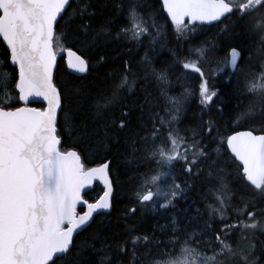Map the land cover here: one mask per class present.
Here are the masks:
<instances>
[{
    "label": "snow or ice",
    "instance_id": "1",
    "mask_svg": "<svg viewBox=\"0 0 264 264\" xmlns=\"http://www.w3.org/2000/svg\"><path fill=\"white\" fill-rule=\"evenodd\" d=\"M159 3L166 13L164 19L175 29L177 41L194 31L197 23H223L234 17L258 34L264 44V0ZM111 4V18H102L94 27L98 9L93 0H76L71 14L68 9L72 0H0V38L6 44L0 57V264H86L81 259L85 249L102 251L101 264H114L109 252L130 256L126 264H143L144 257L138 253L150 238L136 235L135 227L111 241L99 234L89 238L99 240L102 249L87 240L77 245L75 239L87 231L97 215L112 210L114 198L109 153L101 155L98 151L97 158L102 162L90 167L82 145L97 149L114 145L119 150L122 133L129 163L154 161L159 169L155 174L141 175L136 203L155 212L157 198H163L159 208L174 209V201L187 199L192 187L189 180L204 176L211 184L205 198L211 195L215 203L208 204L206 210L210 220L221 227L212 230V224L204 221L197 235L200 226L194 221L202 219L199 209L195 217L185 216L184 221L173 216L171 234L177 240L183 237V246L163 264H264V241L257 235H264V126L260 134L254 128L227 134L215 121L208 120L201 122L198 131L191 130L190 136L181 134L177 125L193 92L185 88L180 97L169 96L170 69L157 70L150 58L163 41L165 26L159 23V16L147 11L142 0H111ZM115 13L123 15L125 23L113 32ZM65 16L68 32L57 35ZM102 38L145 50L141 60L143 79L151 78L157 84L160 97L166 101L164 116L146 97L143 105H137L140 116L133 126V109L121 95L122 90L133 93L138 84L129 61H125L124 73L109 92L91 95L90 90L79 89L74 94L57 83L54 73L58 57L66 60L73 73L86 74L92 65L84 49L91 52ZM208 54L207 48L200 47L190 52V58L176 60L184 70L198 74L202 109L218 97L202 67ZM103 60L101 55L97 62ZM240 60L242 51L232 47L224 63L236 69ZM246 81V91L254 99L238 119L252 118L258 109L264 116V70L246 76ZM78 97L92 101V129L87 124L76 129V114L70 106ZM34 98L45 106L28 107ZM117 107L119 110H114ZM146 123L151 127H145ZM134 127L139 130L134 131ZM77 131L78 142L64 150L65 135L71 137ZM221 149L231 156L234 176L226 175L213 159V153L219 154ZM177 167L188 178L183 183L178 182ZM96 182L103 185L102 194L94 200L86 199ZM136 211L133 206L125 215Z\"/></svg>",
    "mask_w": 264,
    "mask_h": 264
},
{
    "label": "trees",
    "instance_id": "2",
    "mask_svg": "<svg viewBox=\"0 0 264 264\" xmlns=\"http://www.w3.org/2000/svg\"><path fill=\"white\" fill-rule=\"evenodd\" d=\"M118 2V0H117ZM94 6L98 9L97 21L98 25L102 18H111L112 4L111 0H93ZM143 6H146L147 11L153 16H159V23L165 26V35L161 44H158L150 53L152 65L157 70L162 68L170 69L169 80L171 81L168 87L169 96L180 97L185 88L193 92V95L187 100L181 114L180 122L177 127L181 134L191 135V130H199L202 121L213 120L227 134L239 129H259L264 126V116L261 115L258 109L252 118L238 119L242 112L246 111L249 103L254 97L246 91V73L251 75L259 73L262 69L258 66L257 60L262 58L264 52V44L261 43V37L254 34L248 29L244 22L237 21L234 17L230 20H224L223 23L216 22L213 24H197L194 31L186 33L185 37L177 41V36L174 27L170 21L164 19L166 16L162 12L159 0H142ZM76 7V0H72V8L68 9L71 14ZM99 10H102L99 11ZM68 21V16L60 22L57 30V35L68 32L64 27ZM125 23L123 15L115 13V22L113 24V32L118 30V26ZM225 25H228V30L225 31ZM76 25L73 24L72 27ZM71 41H69L70 43ZM205 47L208 49V57L202 61V67L206 74L208 85L211 89L218 92V97L207 108L202 109L199 104L198 87L200 79L197 73L184 70L182 66L176 63L177 58L183 60L190 58V52L196 48ZM232 47H237L242 51V60L235 71H231L229 66L224 63L229 58V52ZM6 46L0 38V57ZM131 49V50H130ZM85 54L90 57L92 68L86 74H75L69 72L64 59H58L55 78L59 85L70 88L73 93H77L79 89L90 90L91 95H98L110 91V87L114 82H119L124 73L125 61L131 64L132 73L136 74L135 78L138 81L137 87L133 93H127L122 90V97L126 104L133 109L132 124L137 125V117L140 116V110L137 105H143L145 98L152 100L155 110L161 116L165 115L164 107L166 101L160 97L158 86L151 78L143 79L144 69L141 65V60L144 56V49H137L132 45L126 44L124 41H115L111 38L100 39L97 41L94 49L89 52L84 49ZM174 53L176 55H174ZM103 56V62H97L99 56ZM262 55V56H261ZM254 58V61H253ZM264 61V57L262 59ZM242 67V69H241ZM243 74V75H242ZM133 77L130 76L129 79ZM39 105L40 103H35ZM71 110L75 113L76 129H82L84 124H87L89 129L95 127L92 124V101L83 97H78L72 104ZM118 111V107L114 109ZM145 127H151L150 123H146ZM134 127V131H138ZM66 133L69 131L65 130ZM145 133L141 132V135ZM124 134H121V146L119 150L114 145H109L107 148L97 149L90 144H83L84 155L87 156L88 165L102 162V158H97V152L101 155L107 152V159L110 160L112 168V179L114 181V198L113 208L109 213L97 215L87 231L82 232L77 236L76 243L81 245L84 241L89 244H94L96 249H102L99 240L89 239L96 234L106 237L109 241L114 240L116 235L127 233L128 229L135 227L136 235L148 236L150 242L147 245H141L138 255L144 257L143 264H160L168 258L169 255L178 254L183 246V237L179 240L172 233L171 219L175 216L178 220L184 221L185 216H196V211L199 209L202 219H196L195 224H199V231L204 227V221H209L212 224V230H218L221 225L210 220L207 213V205L215 201L208 195L210 182L204 177L193 178L189 180L192 185L187 193V199L174 201L175 208L168 210L160 209L159 203L164 202L163 198H157V211H152L151 208L136 203L135 193L140 185L142 174H155L158 169L157 164L153 162H143L141 164L129 163L130 157L125 154L123 147ZM64 148H69L77 143L80 139V132L69 137L67 134L64 137ZM95 142L93 141V144ZM216 145H212L215 148ZM79 150V149H78ZM213 159L219 162V166L224 169L226 175L234 176L236 169L231 159L230 154H226L223 149L220 153H213ZM178 176V182L183 183L188 179L180 167L175 169ZM233 187H235L233 185ZM100 186L95 185L87 192V198L94 199L100 192ZM135 206L137 211L134 215L126 216L125 212L128 208ZM218 219V217H217ZM185 225L188 223L184 222ZM258 235L259 240L264 241V235ZM114 247V245H113ZM210 254V253H209ZM103 252H94L90 249H85L81 255V259L90 264H101ZM112 258L114 264H126L130 256H118L115 252L107 254ZM57 264H63V261H57Z\"/></svg>",
    "mask_w": 264,
    "mask_h": 264
},
{
    "label": "water",
    "instance_id": "3",
    "mask_svg": "<svg viewBox=\"0 0 264 264\" xmlns=\"http://www.w3.org/2000/svg\"><path fill=\"white\" fill-rule=\"evenodd\" d=\"M166 14V13H165ZM213 23H216V22H213ZM213 23H205V24H213ZM199 24V23H198ZM5 46H6V44H5ZM58 59H59V57H58ZM64 61H65V64H66V60L64 59ZM57 63H58V60H57ZM238 63H239V61H238ZM230 66V68H231V70L232 71H234L235 69H233L232 67H231V65H229ZM66 67H67V65H66ZM68 69V68H67ZM68 71L69 72H72L71 70H69L68 69ZM73 73V72H72ZM75 74H78V75H81V73H75ZM32 102H40V103H43V102H41L40 101V99L39 98H34V99H32ZM32 102H30L27 106L28 107H34V108H40V107H44V106H36V105H33V104H31ZM246 130H249V129H239V130H236V131H246ZM232 134V133H231ZM257 134H260V132H257ZM70 149V148H69ZM68 150V149H67ZM99 164V163H98ZM97 164H92V165H90V167H94V166H96ZM96 183H99V182H96ZM99 185L103 188V185L102 184H100L99 183ZM114 191H115V189H114ZM102 194V193H101ZM100 194V195H101ZM86 198V197H85ZM87 199V198H86ZM107 213H109V212H107Z\"/></svg>",
    "mask_w": 264,
    "mask_h": 264
},
{
    "label": "rangeland",
    "instance_id": "4",
    "mask_svg": "<svg viewBox=\"0 0 264 264\" xmlns=\"http://www.w3.org/2000/svg\"><path fill=\"white\" fill-rule=\"evenodd\" d=\"M263 55H264V52H263ZM262 56V55H261ZM264 56H262V58L260 57L259 61L257 60V63H258V66L260 67V69L264 70V61L262 60ZM253 61H254V58H253ZM242 69V67H241ZM253 74H259V73H256L254 72ZM243 75V74H242ZM247 76H251V73L248 75V73H246ZM160 264H163V263H160Z\"/></svg>",
    "mask_w": 264,
    "mask_h": 264
},
{
    "label": "bare ground",
    "instance_id": "5",
    "mask_svg": "<svg viewBox=\"0 0 264 264\" xmlns=\"http://www.w3.org/2000/svg\"><path fill=\"white\" fill-rule=\"evenodd\" d=\"M239 50V49H238ZM229 54H230V52H229ZM240 62V61H239Z\"/></svg>",
    "mask_w": 264,
    "mask_h": 264
}]
</instances>
